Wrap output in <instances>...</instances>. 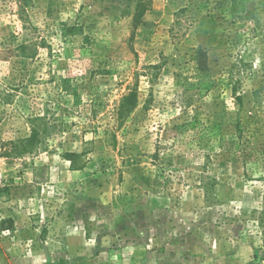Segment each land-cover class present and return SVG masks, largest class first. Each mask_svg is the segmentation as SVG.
Returning a JSON list of instances; mask_svg holds the SVG:
<instances>
[{
    "label": "rangeland",
    "instance_id": "1",
    "mask_svg": "<svg viewBox=\"0 0 264 264\" xmlns=\"http://www.w3.org/2000/svg\"><path fill=\"white\" fill-rule=\"evenodd\" d=\"M140 1L0 0V264H264V0L243 17L231 0H152L135 27ZM59 23L90 43L63 45ZM237 58L242 104L222 71ZM35 117L48 148L18 158Z\"/></svg>",
    "mask_w": 264,
    "mask_h": 264
},
{
    "label": "trees",
    "instance_id": "2",
    "mask_svg": "<svg viewBox=\"0 0 264 264\" xmlns=\"http://www.w3.org/2000/svg\"><path fill=\"white\" fill-rule=\"evenodd\" d=\"M151 1L152 0H141L138 3L135 16L133 17L135 27H137L140 22H142V17H144L145 13L149 10ZM250 1L251 0H231L229 13L233 15L232 17H243V15H248L250 12ZM185 11V9H182L179 13H184ZM24 14L20 13V18L23 22V27L27 29V19L24 17ZM56 37L61 39L63 45L75 43L78 38L81 39L78 41L81 46L88 45L90 43V37L84 34L83 28L79 24L70 25L68 23H59L56 25ZM46 46L47 42L43 37L39 39L35 38L24 41L20 47V51H22L24 54H27V57L32 58L39 52V49ZM244 67H246V65H244L242 59L237 58L235 61L232 59L226 61L225 66L222 69L224 72L225 85L231 88L232 96L239 104L243 103V99L239 90L241 88L240 75L244 72ZM236 71H238L237 74ZM139 104L140 91L138 80H136L131 86L128 87L127 93L121 97L116 106L114 116L117 130H120L126 125L132 114L139 107ZM40 121H44L43 117L32 118L31 123L33 124V127L31 135L28 138L22 139L13 144L14 156L21 158L27 155H33L40 150H47L48 147H44V137L48 134V131L45 129H40V127L35 125L37 122L40 123ZM240 126V123H238L237 128ZM242 136L243 134H241V138ZM84 155L85 152H66L64 153V159L71 163V168L73 170H81L84 167V165H81ZM157 157H159L157 153L151 156V158L155 160L158 159ZM43 171L44 170L42 169L41 174L39 175L36 169L35 175L41 177L43 175ZM258 181L263 182L264 185V176L261 177V179H258ZM216 186V179L213 177H207V181L201 187L204 189L205 199L207 201H209V199L214 196ZM58 262L59 264H62L64 261L60 259Z\"/></svg>",
    "mask_w": 264,
    "mask_h": 264
}]
</instances>
